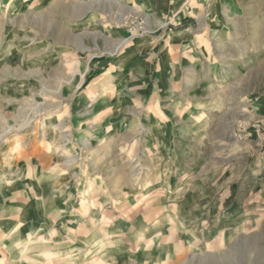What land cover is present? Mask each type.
Here are the masks:
<instances>
[{"label": "rangeland", "instance_id": "rangeland-1", "mask_svg": "<svg viewBox=\"0 0 264 264\" xmlns=\"http://www.w3.org/2000/svg\"><path fill=\"white\" fill-rule=\"evenodd\" d=\"M0 264H264V0H0Z\"/></svg>", "mask_w": 264, "mask_h": 264}, {"label": "bare ground", "instance_id": "bare-ground-1", "mask_svg": "<svg viewBox=\"0 0 264 264\" xmlns=\"http://www.w3.org/2000/svg\"><path fill=\"white\" fill-rule=\"evenodd\" d=\"M119 83H120V82H119ZM118 86H119V85H118ZM123 95H124V94H123ZM154 116H155V115H154ZM159 120H160V119H159ZM160 121H161V120H160ZM156 123H157V122L152 121V126H153V127H156V126H155V125H157ZM158 145L161 146L162 144H161L160 142H158ZM72 205H73V204H72ZM77 220L80 221V220H81L80 217H79ZM45 256H46V255H45ZM50 256H52V255H49V257H50ZM46 259H47V258H46Z\"/></svg>", "mask_w": 264, "mask_h": 264}, {"label": "crops", "instance_id": "crops-1", "mask_svg": "<svg viewBox=\"0 0 264 264\" xmlns=\"http://www.w3.org/2000/svg\"><path fill=\"white\" fill-rule=\"evenodd\" d=\"M9 251H10V253H12V254H14V253L16 252L15 249H14V250L12 249V247L10 248ZM44 256H45V255H44ZM44 256H42L41 259L44 258ZM52 258H54V257H52Z\"/></svg>", "mask_w": 264, "mask_h": 264}]
</instances>
